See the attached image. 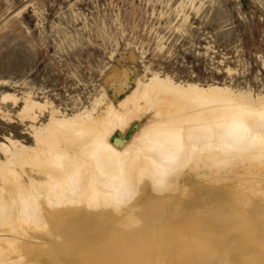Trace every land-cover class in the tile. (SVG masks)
Here are the masks:
<instances>
[{"label": "bare ground", "instance_id": "bare-ground-1", "mask_svg": "<svg viewBox=\"0 0 264 264\" xmlns=\"http://www.w3.org/2000/svg\"><path fill=\"white\" fill-rule=\"evenodd\" d=\"M10 100L34 142L0 139V264H264V169H220L264 153V93L153 72L73 114ZM110 210L145 235L114 230L113 248ZM70 220L83 237L61 235Z\"/></svg>", "mask_w": 264, "mask_h": 264}, {"label": "rangeland", "instance_id": "rangeland-1", "mask_svg": "<svg viewBox=\"0 0 264 264\" xmlns=\"http://www.w3.org/2000/svg\"><path fill=\"white\" fill-rule=\"evenodd\" d=\"M153 72L264 93V0H0V97L29 94L73 114L117 102ZM22 105L0 101V139L33 144ZM249 164L264 169V153L227 157L220 169ZM99 217L113 248L114 230L145 235L111 210ZM79 225L61 224V235L83 237Z\"/></svg>", "mask_w": 264, "mask_h": 264}]
</instances>
